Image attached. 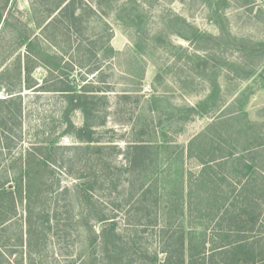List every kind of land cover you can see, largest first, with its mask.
I'll return each mask as SVG.
<instances>
[{"label": "rangeland", "instance_id": "rangeland-1", "mask_svg": "<svg viewBox=\"0 0 264 264\" xmlns=\"http://www.w3.org/2000/svg\"><path fill=\"white\" fill-rule=\"evenodd\" d=\"M65 1L0 0V29L8 10L13 15V26L8 25L3 33L0 30V73L4 72L5 80H13L17 73L15 59L20 56L23 62L24 48L18 32L42 35L45 47L64 51V57L74 62L59 69L57 75H68L76 89L84 84L92 86L91 82L101 89L94 92L100 98L95 99L93 116L97 123L95 137L106 146L99 155L75 151L71 146L78 142L67 132L62 95L23 89L22 111L15 121L13 138H3L0 143V183L14 175L11 167L20 166L19 156L33 146L55 141V149L49 159L51 168L44 169L42 164L29 190L32 227L38 230H31L30 241L40 250L27 253L23 206L29 202L23 201L8 219L10 227L5 226L1 233L4 256L0 263H119L114 252L105 254L99 240L95 249L89 245L91 235L80 216L83 205L75 203L72 190L81 181L77 177L87 175L88 183L96 181L90 193L97 209L117 219L122 238L117 240V246L122 245L116 252L123 259L120 262L162 264L173 253L170 249L166 255L164 249L172 246L176 236H170L182 220L185 231L198 237L195 243L203 241L197 264H203L202 258L204 264H210V257L212 264H217L224 256L217 251L224 234L219 229L228 227L229 217L221 218V212L238 213L250 202L261 204L264 210L261 186L255 187L250 202L231 205L240 185H231L235 180L228 162L219 159L211 163L209 173L216 184L209 183L206 176L200 179L202 160L218 155L224 145L238 143L236 132H242L241 141L247 139L253 145L264 142V0H226L227 4L221 0H131L134 3L128 7L138 4L141 10L133 22L123 5L118 12L114 8L126 0H81L77 2L81 24L71 34L69 49L57 30L46 28ZM87 6L94 13L87 14ZM11 34L16 37L11 39ZM47 35L56 46L49 45L50 40L46 42ZM77 40L83 44L80 52L74 53ZM88 67H96V71L89 73ZM46 75L43 66L32 72L39 84ZM214 77L221 86L216 106L204 116L194 115L190 106L205 98ZM3 95L0 89V97ZM241 105L243 111L238 108ZM230 113L237 117L231 119L227 116ZM68 117L73 127L82 124L79 110L70 111ZM196 135L207 137L194 142L190 151L189 142ZM142 139L149 143L147 166L126 171L124 151L127 145ZM259 153L254 160L256 178H263L259 171H264V150ZM42 171L46 173L41 175ZM225 173L228 176L221 182ZM145 188L148 192L143 198ZM3 210L8 211L7 205ZM167 215L173 216L169 222ZM42 217H48L47 224H41ZM239 217L245 222L249 213L243 211ZM94 231H99V224L94 225ZM258 232L255 229L248 235ZM21 235L23 246L19 247Z\"/></svg>", "mask_w": 264, "mask_h": 264}, {"label": "trees", "instance_id": "trees-1", "mask_svg": "<svg viewBox=\"0 0 264 264\" xmlns=\"http://www.w3.org/2000/svg\"><path fill=\"white\" fill-rule=\"evenodd\" d=\"M31 1L41 2V0ZM78 1L81 0L65 1L57 8L56 14L50 18L46 25V28H52V30H57L59 32V34L63 37V42L67 48H71L72 32H76V28L81 24L80 18L82 13H77ZM221 2L223 4H227L226 0H221ZM131 3L134 2L131 0H126L124 3L117 5L114 8L117 10L116 12H118L121 5H123L124 8H127V11L125 9L124 11H126V14L131 22H133L135 18L138 17L137 13L141 10H139L138 4H135V8L133 5V8L130 6L128 7V5ZM90 7L91 6H87V14L93 12L91 11L92 9ZM11 12L12 11L9 12L8 10V16L6 15L4 19L1 20L2 25L0 30L2 33L7 31L8 25L13 26L11 23V19L13 17ZM19 22L21 23V21ZM9 37L12 39L16 36L11 34ZM41 37L43 36L41 35ZM41 37L38 35H26L23 34V32H18V41L24 48L23 62L21 61L20 56L15 59L17 73L13 80H5L3 76L4 72L0 73V89H2L4 92V95L0 97V143H2L3 138L5 141L6 139L13 138V129L16 126L15 121L19 119V115L22 111L21 92L23 89H31L36 92H59L62 95L64 101V109L62 114L64 116V121L67 122V132L71 133V135L78 142V144L72 145L71 148H73L75 151H87L89 152V155L92 153L99 155L106 145L101 144L98 138L95 137V127L97 123L94 120L93 111L95 108V99L100 98L94 92H99L101 89L96 87L92 82L90 83L92 86H85L84 84L83 86H80V89H76L75 85L72 84L73 80H68V75L66 77H62L60 74L57 75L56 73L59 69L63 70L65 67H69L70 65L73 66L74 62L69 60L67 57H64V51L56 47L54 49L55 51H51L50 48L47 46L45 47L42 43ZM45 40L46 42L50 40L48 42L49 45L55 44L52 43L54 42L52 41L53 39H48V35L45 37ZM82 44V40H77L72 51H74V53L80 52ZM76 62L79 66H85L82 61ZM40 66L45 68L47 75L43 83L39 84L38 81L32 77V72L36 67ZM95 71L96 67L87 68V72L89 73H93ZM16 85H18V87H16ZM220 91L221 86L217 82V78L214 77L213 81L211 82L208 94L205 96V98L190 106L189 111H192L194 115L204 116L213 108V106H216V102L218 100L217 97L220 96ZM238 108L241 111L244 110L243 105ZM75 110H79L83 115L82 124L78 127H73L71 122L68 120L69 112ZM227 116L231 117V119L237 117V115L233 113H230ZM213 126L215 125L213 124ZM236 133V140L238 143H234L231 146L224 145L226 148L224 146L220 147L218 155L211 154L206 160L200 159L202 160L200 179H203L204 176H206L209 183L216 184L214 179L211 177L212 175L209 173V170H212L211 163L220 159L222 162L230 163L229 168L231 169L232 173L231 177L235 180L232 182L233 184L231 183V185H240L237 189V196L231 203L232 206H235L236 203L241 204L242 202H250L253 200V193L255 192V187L257 186L262 187L261 189H258L260 192H262V194H260V198H262L264 201V171H259L260 174L263 175V178H256L257 166L254 161L256 155H259V152H262V149L264 150V142L259 141V144L253 145V141H249L247 139L241 141L242 132ZM217 135H219V138H222L220 134ZM206 137L207 135H196L194 137L195 139H192L189 142L188 149L191 151L190 147L194 142H199L202 138L204 140ZM54 142L48 141L39 145H35L28 152H25L22 157L20 155V166L16 167L15 169L14 167H11V171L14 175L10 178L7 177L4 182L0 183V238L1 233L5 232V226L10 227V225H7V221L17 213V206L22 204L23 201L29 202L27 205L25 204L23 206L26 213V216L24 217V224L26 227L25 232L27 233L26 236L28 238L25 246H27L26 249L29 255L40 250V248H38L36 245H32L33 243L30 241L31 230L33 229V233L35 231L38 233V230L32 227L33 216L31 215L32 208L30 207L31 204L29 190L34 186L32 183L33 179L35 178L34 174L41 171V165L44 164V169L45 166H48L49 169L51 168L50 166L52 164L50 163L49 159L51 153L55 149ZM148 146L149 143L146 139L138 140L127 145L124 151V156L127 161L125 165L126 171L133 172L136 166H141L142 168L147 166L145 162L148 156ZM11 165L13 166V164ZM45 173V171H42L41 175H44ZM227 176L228 175L225 173L224 176L222 175L219 180L224 182ZM251 176L254 178H251ZM87 177V175H81L77 177L81 181L78 183L76 182L73 185L72 190L74 191L75 203L78 205H83L84 211H82L80 216L83 226L87 228V232L89 235H91V238L89 239V245L95 249V247H97V241L99 240L100 246L101 244L103 245L101 247L105 254L114 252L115 257L119 261L117 264H125L120 262L123 260L122 258L116 256L117 250L121 249L120 247L122 246H117V240H122L117 228V219L114 215L111 216L109 213H107V211L97 209V204L90 193L94 188L96 181L88 183L87 180L89 179ZM200 179L198 178L195 181ZM251 181L253 182L249 185ZM231 185L229 184V186ZM209 186L212 185L209 184ZM147 192L148 188H145L141 193V197L144 198ZM220 203L223 204L224 200L222 199ZM6 205L8 207V211L3 210V207ZM95 210L97 211L95 212ZM240 210L241 211L238 213H231L228 210L221 212V215L223 214L221 218L228 215L229 217H227L228 221L226 222L228 223V227L226 229H223L222 227L219 229V232L224 234L221 236L223 243L217 247V251L218 253H222L224 256L217 264H264V210L261 209V204H252L251 202L247 207L240 208ZM243 211L249 213V217L245 222V219L241 220L239 217ZM179 212L180 217H183L184 213L182 208H180ZM46 215L48 216L47 213ZM172 218V215H167V217L165 216V219L168 220V222L172 220ZM47 219L48 217H42L41 224H47ZM95 224H99V231H94ZM138 224L142 225L141 223ZM247 224L249 227H247ZM147 225L148 223L144 224L143 226L147 227ZM166 225L169 229L170 223H167ZM184 227V223L181 220L178 228L172 232L170 236H176L172 246L168 249H164L166 255L170 252V249L173 253L177 252L178 255L174 257L172 253L169 255V257H166L163 260L162 264L165 262H169V264H197V259L203 252L202 249H204L203 241L195 243L197 241L194 240H197L198 237L190 231L186 232ZM234 227L235 229H230ZM255 229H257L259 232L256 234V236L249 237L248 233L250 231H255ZM19 230L21 233L22 229ZM160 233L164 234L163 230L160 231ZM37 238L38 235L32 239L34 241ZM38 240L35 243H37ZM258 243H260V245L257 247L256 244ZM17 244L19 247L23 246L22 235L20 236ZM3 256L4 253L0 248V262L2 261ZM155 260H157L156 256ZM201 260H203L202 263L204 264V258ZM209 263H213V257L209 258ZM90 264L94 263L91 262Z\"/></svg>", "mask_w": 264, "mask_h": 264}]
</instances>
